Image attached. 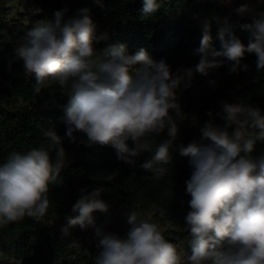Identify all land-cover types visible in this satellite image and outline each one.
I'll return each mask as SVG.
<instances>
[{
	"label": "clouds",
	"instance_id": "9594fccd",
	"mask_svg": "<svg viewBox=\"0 0 264 264\" xmlns=\"http://www.w3.org/2000/svg\"><path fill=\"white\" fill-rule=\"evenodd\" d=\"M163 4L164 0H143V11L153 16ZM235 12L245 16L248 5ZM240 27L249 33L247 45L235 35L225 39L221 29L222 47L217 50L211 43V25L205 22L200 46L193 53L198 63L175 72L164 58L154 59L143 49L128 54L120 45L98 54L94 44L107 40L109 33L100 31L87 7L67 18L57 12L54 21L36 22L15 52L25 73L34 76L37 94L49 81L66 90L69 101L62 119L70 142L111 145L127 164L151 151V159L141 167L160 180L178 138L177 119L186 118L177 95L180 85L189 87L196 74L208 77L225 65L229 74L247 71L249 66L242 65L246 53H254L257 72L264 71V11ZM207 115L201 141L179 146L192 169L185 181L191 197L184 217L190 248L187 264H264V151L253 155L257 141L264 144V111L243 102L224 103L216 114L222 124L215 122L211 111ZM165 129L168 138L153 151L151 135ZM76 133L82 134L79 141ZM43 135L47 147L12 151L0 163V227L25 217H44L50 207L49 186L62 183L59 178L68 163L62 138L52 128ZM101 191L79 199L72 207L78 215L66 216L63 228L65 233L77 225L94 229L99 249L95 264H182L185 256L177 245L137 209L126 213L128 229L123 236L97 227L93 213L108 211L99 198Z\"/></svg>",
	"mask_w": 264,
	"mask_h": 264
},
{
	"label": "trees",
	"instance_id": "16d2710c",
	"mask_svg": "<svg viewBox=\"0 0 264 264\" xmlns=\"http://www.w3.org/2000/svg\"><path fill=\"white\" fill-rule=\"evenodd\" d=\"M36 3L37 17L48 21H54L57 12L67 18L77 9L89 8L100 31L109 33L107 40L94 44L99 52L120 45L126 47L128 54L143 49L154 59L164 58L173 72L198 63L199 57L193 53L200 46L205 22L211 25V43L217 50L222 47L221 29L225 39L235 35L245 45L249 40V33L240 26L250 22L235 12L239 3L228 6L219 0H164L163 7L153 16L144 13L143 0H101L100 4L95 0H36ZM4 13L5 8L0 7V71L9 84V98L22 99L26 104L9 106L0 101V163L12 151L24 153L34 147H47L49 141L43 133L49 128L62 138L68 163L59 178L62 183L49 186L50 207L44 217L39 220L25 217L0 227V253L17 264H95L99 249L94 229H81L77 225L68 227L65 233L63 228L67 225L66 216L78 215L72 211L73 205L96 189L102 190L99 198L108 205L106 213H93L97 227L123 236L128 229L127 212L137 209L145 216L156 208L162 219L176 228L172 232L179 233L190 252L184 217L191 199L186 194L185 181L192 169L189 158L180 155L179 146L201 141L200 128L210 119L209 111L215 122L222 124L216 114L222 112L224 103L243 102L264 111V71L257 72L255 54L246 53L242 60V65L249 66L247 71L229 74L225 65L208 77L196 74L189 87L180 85L177 95L186 118L182 122L177 119L178 138L170 149L167 173L154 180L141 167L151 159V151L133 157L134 164H127L117 158V151L111 145L88 147L69 141L62 119L69 101L66 90L49 81L37 94L34 76L25 73L23 61L16 56L15 49L35 24L8 19ZM210 80L216 83L210 84ZM248 130L259 131L251 127ZM75 135L79 141L82 134ZM167 138V129L152 134L153 151L155 144ZM127 143L133 146L131 140ZM262 151L264 144L257 141L253 155ZM50 155L54 161L55 152ZM73 238L81 239L83 246H75ZM0 264H13V261Z\"/></svg>",
	"mask_w": 264,
	"mask_h": 264
},
{
	"label": "rangeland",
	"instance_id": "374dc122",
	"mask_svg": "<svg viewBox=\"0 0 264 264\" xmlns=\"http://www.w3.org/2000/svg\"><path fill=\"white\" fill-rule=\"evenodd\" d=\"M219 1L221 2V0ZM221 3L226 4L228 6H234L238 3L240 5L246 3L248 5V14L241 17L246 21H249L250 23L253 15H255L258 12L264 11V0H222ZM0 7L5 8L4 16L14 21H20V22L32 23V24H35L38 21H44L37 17L39 7L37 6L36 0H0ZM96 51L98 54L100 53L97 49ZM8 89H9V84L4 80L0 71V101L3 104L9 106L12 104H17V105L26 104V102H24L22 99L15 100L9 98L8 96L9 94L7 92ZM161 216L162 215L158 209L152 208L144 216V218L149 220V222L156 223L161 228L163 234L165 235V238L169 239L171 242L177 245L178 250H180L182 254H184L185 256L183 262L187 264L186 256L190 254V252L185 245V240L181 236H179V233H173L172 231L176 230V228L171 223H168L165 220H163ZM54 222L58 224V221H54ZM72 241L73 244L78 248H81L83 246V241H81V239L73 238ZM7 260L15 261L13 258H10L5 253H0V263L2 261H7Z\"/></svg>",
	"mask_w": 264,
	"mask_h": 264
},
{
	"label": "water",
	"instance_id": "95a60500",
	"mask_svg": "<svg viewBox=\"0 0 264 264\" xmlns=\"http://www.w3.org/2000/svg\"><path fill=\"white\" fill-rule=\"evenodd\" d=\"M13 264H17V261H13Z\"/></svg>",
	"mask_w": 264,
	"mask_h": 264
}]
</instances>
